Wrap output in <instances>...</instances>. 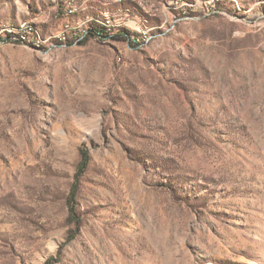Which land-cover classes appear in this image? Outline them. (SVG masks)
Wrapping results in <instances>:
<instances>
[{"label": "rangeland", "instance_id": "374dc122", "mask_svg": "<svg viewBox=\"0 0 264 264\" xmlns=\"http://www.w3.org/2000/svg\"><path fill=\"white\" fill-rule=\"evenodd\" d=\"M0 21L34 28L0 40V264H264V0H0Z\"/></svg>", "mask_w": 264, "mask_h": 264}, {"label": "trees", "instance_id": "16d2710c", "mask_svg": "<svg viewBox=\"0 0 264 264\" xmlns=\"http://www.w3.org/2000/svg\"><path fill=\"white\" fill-rule=\"evenodd\" d=\"M119 33H116V32ZM115 32H111L108 27L105 25H100L98 23H94L92 27H90L87 32H89V35L98 37V38H115L117 36H125L127 30L122 28V32L117 30ZM4 40V39H0ZM13 41H20V39L13 38ZM79 161L76 166L75 173L73 175V180L71 182L70 188L67 192V195L65 197V205L67 208V222L72 223L75 226V229L79 228V225L81 223V218L76 210V195H77V188H78V181L79 176L82 174V172L85 170L88 162V152L84 148H79ZM70 237H72L70 235Z\"/></svg>", "mask_w": 264, "mask_h": 264}, {"label": "bare ground", "instance_id": "6f19581e", "mask_svg": "<svg viewBox=\"0 0 264 264\" xmlns=\"http://www.w3.org/2000/svg\"><path fill=\"white\" fill-rule=\"evenodd\" d=\"M69 6H67V11L69 13L73 12V8L71 7V4H68ZM26 30L28 33L33 32L34 28H32L31 26L27 27V24L25 21H21L20 23H3L0 21V38L4 39L5 37L10 36L11 38H17V39H21L20 41H24L25 39V33ZM62 39L65 38V35L62 34V36L60 37Z\"/></svg>", "mask_w": 264, "mask_h": 264}, {"label": "built area", "instance_id": "2783aa9c", "mask_svg": "<svg viewBox=\"0 0 264 264\" xmlns=\"http://www.w3.org/2000/svg\"><path fill=\"white\" fill-rule=\"evenodd\" d=\"M69 6V5H68ZM8 38H11L10 36H8ZM0 39H2V38H0ZM21 40V39H20Z\"/></svg>", "mask_w": 264, "mask_h": 264}]
</instances>
